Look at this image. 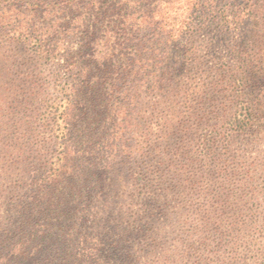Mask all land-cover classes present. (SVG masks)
I'll use <instances>...</instances> for the list:
<instances>
[{"label": "trees", "instance_id": "obj_1", "mask_svg": "<svg viewBox=\"0 0 264 264\" xmlns=\"http://www.w3.org/2000/svg\"><path fill=\"white\" fill-rule=\"evenodd\" d=\"M184 1L161 23L158 0H0V50L45 69L0 163V264H264V200L221 218L232 182L264 185L245 152L264 138V23L237 39ZM237 1L264 22V0ZM177 210L196 221L171 244Z\"/></svg>", "mask_w": 264, "mask_h": 264}, {"label": "rangeland", "instance_id": "obj_2", "mask_svg": "<svg viewBox=\"0 0 264 264\" xmlns=\"http://www.w3.org/2000/svg\"><path fill=\"white\" fill-rule=\"evenodd\" d=\"M142 1L143 3H147V0ZM211 1H213V4ZM184 4H186L184 0H158L157 4L155 5V9L151 11V14L154 17L163 19L161 23H172L168 22L167 18L175 17V14H181V11L185 12L184 9L186 10V7H184ZM200 4L203 11L211 10V12H209L211 14L207 12V17H209V19L211 17L215 20V22L212 23H224L225 21L226 23H241L237 26V39L242 38V40L248 39L247 41H250L253 39V36L257 34L259 29V26L256 23H264L257 18L253 8L249 7V5H245V3L244 5H240L239 1L237 0H201ZM178 8L181 9L178 10ZM149 9L151 10V7ZM150 10H147V14L150 12ZM138 13H136V18L130 21V23L147 22L145 17L144 19L139 18L138 15H142V12L140 11V13ZM195 15L198 17L205 16L201 15V13H196ZM182 18H184V15ZM177 21H179V19ZM24 24L25 23H20L21 26H24ZM96 26L99 31L97 34L98 41L101 40L105 42L109 39H113V29L115 28L113 20L101 18L100 22L97 23ZM78 37L80 36L66 35L65 39H69L72 42L76 41V39L78 40ZM11 48L12 47L0 50V83L2 86L0 87V163H4L3 159H5V157L3 154L9 151L8 146L13 144V139L16 138L18 128L19 132H21L22 125L26 126V123L32 122V106L29 103L30 97L28 96L27 99L25 98L26 100H24V98L21 96L22 90L26 89L25 82H27V78H30L31 75L37 74L41 70H45L42 67H35L34 62L31 63L26 53H24L22 50L14 49L16 47L13 49ZM261 126L262 127L260 129L263 130L264 112L262 115ZM262 130L260 131L262 132ZM257 138V142L252 143L251 146L245 148V152L247 153L248 157H252L253 159L259 158L257 161L263 160L262 164H264V138L262 133H260ZM252 175L254 177H261V179H264V166L262 168H256ZM240 185V183L234 181L230 185V188H228L229 195L226 200L228 201L227 205L229 206V209H227L224 212V215L221 216V218L224 220H227V217L229 218L233 215L232 207H239L241 203H252L253 201H258V203H261L264 200V188L262 191L260 190L264 185H260V183L258 184V179L253 183V188H255V191L261 192V194H256L254 198L247 196V191H249L248 188L240 187ZM217 187L218 185L216 183L215 186L211 187L212 194L208 197V201L212 200L214 188L217 189ZM175 215L172 216V224H168L166 229L164 228L166 237H170L168 243L171 244L173 240L177 239L174 238L172 240L171 236L174 234H177L180 237H189L190 235L186 233L188 231V226L189 224H192L193 222L195 223L196 221L195 215H186V213H180L178 210ZM170 228L173 229L174 234L168 233ZM245 234L246 231L243 230L242 235ZM177 245L178 248L182 247L180 243ZM169 246L170 245L167 244L166 247L168 248ZM158 262H160V264L163 263L161 259Z\"/></svg>", "mask_w": 264, "mask_h": 264}]
</instances>
